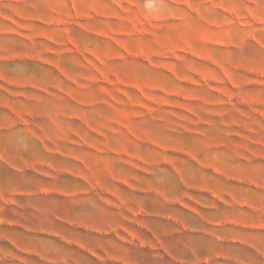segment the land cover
<instances>
[{
  "label": "rangeland",
  "instance_id": "obj_1",
  "mask_svg": "<svg viewBox=\"0 0 264 264\" xmlns=\"http://www.w3.org/2000/svg\"><path fill=\"white\" fill-rule=\"evenodd\" d=\"M0 264H264V0H0Z\"/></svg>",
  "mask_w": 264,
  "mask_h": 264
}]
</instances>
